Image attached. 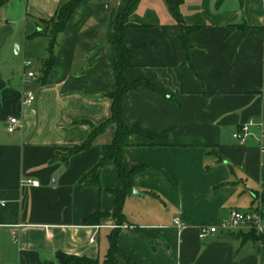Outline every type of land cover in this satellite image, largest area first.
Listing matches in <instances>:
<instances>
[{
	"label": "crops",
	"instance_id": "obj_1",
	"mask_svg": "<svg viewBox=\"0 0 264 264\" xmlns=\"http://www.w3.org/2000/svg\"><path fill=\"white\" fill-rule=\"evenodd\" d=\"M68 1L0 0V264H58V252L103 262L117 226L112 216L85 219L113 212L111 191L123 189L118 168H103L100 186L80 184L115 126L90 148L71 151L111 117L112 42L130 0H83L56 36L47 79L33 88L35 104L23 105L28 41L48 42L38 73L50 58L47 23ZM181 14L192 28L189 54L167 0H140L127 19L125 43L134 50L127 79L150 81L170 98L146 87L126 94L125 122L155 138L134 135L124 150L127 169L151 170L135 177L140 194L125 199L118 241L135 264H264V242L250 232L198 237L200 227L235 210L264 217L257 200L264 193L262 131L253 128L242 146L233 138L250 120L264 128V0H182ZM18 35L25 41L12 53ZM14 117L20 127L11 134Z\"/></svg>",
	"mask_w": 264,
	"mask_h": 264
},
{
	"label": "trees",
	"instance_id": "obj_2",
	"mask_svg": "<svg viewBox=\"0 0 264 264\" xmlns=\"http://www.w3.org/2000/svg\"><path fill=\"white\" fill-rule=\"evenodd\" d=\"M82 1L83 0H69L58 9L56 16L47 23V27L50 30L51 36L53 37L52 45L50 46V58L40 68L38 72L39 77L35 81V85H43L45 83L48 72L54 61L53 49L56 44V36L64 30L68 21ZM167 1L170 4L172 12L182 28V45L186 54H189L191 46L189 43L188 34L192 28L184 25L182 21V0ZM139 2L140 0H130L124 11L120 13L116 19V34L112 44L117 57L114 67L117 88L109 95L112 100L111 117L101 125L94 127L87 140L71 151L72 153H75L90 148L95 144L97 137L105 132V130L110 125L115 126L114 138L112 142L102 147V154L99 162L86 176L82 178L80 184L85 186H100V173L102 169L108 165H115L118 168L119 177L123 182V189L111 191L115 196V207L113 212L111 214L95 213L85 219L86 223L97 224L102 218L112 216L117 221V226L108 235L109 249L103 262L88 257L58 252L56 255L58 264H117L118 261L122 259L125 260L127 264H135V261L120 246L118 238L121 226L126 223V216L123 209L124 202L126 197L135 191V177L140 172L151 170V167L142 165L132 169H127L123 161V154L127 147L134 145L132 136L140 135L152 139L155 138V136L142 130L139 125H128L123 118L122 107L126 94L130 91L139 90L142 87H146L149 90L158 92L163 96L170 98L168 93L161 90L150 81H130L125 75L126 69L131 66V58L134 54V50L128 48L125 43L127 19L135 10ZM257 200L261 205H264V193L259 195ZM250 235L260 242H264V235H257L255 232H250Z\"/></svg>",
	"mask_w": 264,
	"mask_h": 264
},
{
	"label": "built area",
	"instance_id": "obj_3",
	"mask_svg": "<svg viewBox=\"0 0 264 264\" xmlns=\"http://www.w3.org/2000/svg\"><path fill=\"white\" fill-rule=\"evenodd\" d=\"M31 65L30 61L24 62V75H23V105L25 107H32L36 102V93L34 91L35 81L38 79L39 74L36 71H28V67ZM20 127L19 120L17 118H11L8 124V132L14 133ZM253 128H259L262 131L261 139L259 140V146L264 152V128L262 124L256 123L254 120H250L243 123L239 129L233 134V138L238 145H246L248 139L252 135ZM26 184H30L34 187L39 186L38 181L28 179ZM4 203L0 201V206ZM175 224L179 229H184L185 224L179 219L175 220ZM255 232L257 235H264V217L259 212H242L235 210L231 213L229 219L221 220L218 224L213 226H202L198 230V237L201 241H208L215 238L219 233H232V232ZM13 239L16 241V234L13 233ZM96 234L91 238V242H96Z\"/></svg>",
	"mask_w": 264,
	"mask_h": 264
},
{
	"label": "rangeland",
	"instance_id": "obj_4",
	"mask_svg": "<svg viewBox=\"0 0 264 264\" xmlns=\"http://www.w3.org/2000/svg\"><path fill=\"white\" fill-rule=\"evenodd\" d=\"M17 38H18L17 43H15L12 38V43H11L12 53L15 52L16 45L25 41V38L24 37L21 38L19 35ZM47 44L48 42L45 37L28 41L26 48V54H27L26 58L31 62V65L28 67V71H37L41 58L46 55L45 52H46ZM24 51L25 49H23V53L21 54V56H18L17 58L19 60V64H22L24 60L25 57ZM22 73L24 75V69Z\"/></svg>",
	"mask_w": 264,
	"mask_h": 264
},
{
	"label": "water",
	"instance_id": "obj_5",
	"mask_svg": "<svg viewBox=\"0 0 264 264\" xmlns=\"http://www.w3.org/2000/svg\"><path fill=\"white\" fill-rule=\"evenodd\" d=\"M140 193L138 191H134V195H139Z\"/></svg>",
	"mask_w": 264,
	"mask_h": 264
}]
</instances>
